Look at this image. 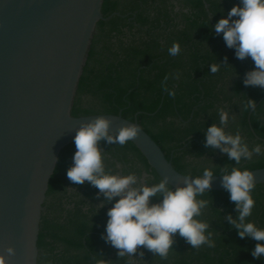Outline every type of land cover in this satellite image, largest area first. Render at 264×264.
Here are the masks:
<instances>
[{
    "label": "trees",
    "instance_id": "16d2710c",
    "mask_svg": "<svg viewBox=\"0 0 264 264\" xmlns=\"http://www.w3.org/2000/svg\"><path fill=\"white\" fill-rule=\"evenodd\" d=\"M238 3L104 0L105 20L97 24L72 116L121 114L137 120L174 168L188 177H202L205 169L220 176L234 167L264 168V88L245 86V74L254 62L238 59L223 34L214 31L218 20ZM174 43L180 51L171 56L168 50ZM213 64L218 65L216 73L210 71ZM250 99L256 108L249 120ZM221 110L228 113L223 125ZM213 124L228 135L239 133L249 150L259 145L260 154L254 152L250 160L242 158L237 164L219 148L206 146V132ZM99 146L107 174L135 173L134 187L162 180L130 141L124 146L101 141ZM75 152V143L62 151L49 182L38 264H264V257L251 255L257 242L241 238L230 223L229 217L237 220L239 213L227 190L197 196L207 203L194 219L208 225L205 235L211 234L213 247L193 248L177 233L166 258L143 247L134 255L118 256V249L104 239L107 211L114 202L90 182L78 184L67 177ZM251 195L255 205L245 223L264 229V184L255 185Z\"/></svg>",
    "mask_w": 264,
    "mask_h": 264
},
{
    "label": "water",
    "instance_id": "95a60500",
    "mask_svg": "<svg viewBox=\"0 0 264 264\" xmlns=\"http://www.w3.org/2000/svg\"><path fill=\"white\" fill-rule=\"evenodd\" d=\"M104 0H0V258L38 264V238L49 182L62 151L83 123L99 116L116 135L129 124L133 143L174 190L185 186L159 145L137 120L121 114L73 117L72 108ZM256 108V107H255ZM255 109L249 112V120ZM264 184V168L252 170ZM223 175L206 192L225 191ZM13 250L12 254L7 251Z\"/></svg>",
    "mask_w": 264,
    "mask_h": 264
},
{
    "label": "clouds",
    "instance_id": "9594fccd",
    "mask_svg": "<svg viewBox=\"0 0 264 264\" xmlns=\"http://www.w3.org/2000/svg\"><path fill=\"white\" fill-rule=\"evenodd\" d=\"M217 35L223 34L227 47L235 50L238 59L251 58L254 68L245 74V86L264 88V0H239L226 17L214 25ZM169 55L176 56L180 45L174 43L169 48ZM212 73L218 71V65L210 67ZM167 79V77H165ZM256 102L248 100L246 109H255ZM228 113L221 110L220 123L226 124ZM112 121L103 116L83 123L74 138L76 152L73 166L67 171L70 181L83 184L90 182L97 187L109 202H114L107 211L106 235L104 239L118 249V256L134 255L140 247L146 248L161 258H166L174 243L173 237L179 233L193 248L201 245H214L210 241V233L205 235L208 225L194 217L201 213L206 201L198 200L210 188L213 171L205 169L202 177L185 178V186L174 190L169 186L167 178L152 186L147 184L134 187L137 176L131 173L124 176L107 174L103 161L100 142L124 146L138 137L141 129L129 124L119 129L116 135L109 132ZM206 146L219 148L229 159L236 161L250 160L255 152L260 154L257 145L249 150L242 143L239 133L235 136L225 133L222 127L215 124L206 132ZM222 185L230 193L239 213L237 220L229 217L230 223L238 230L241 238L251 237L257 243L251 255L254 258L264 257V229L253 222L245 223V218L252 214L255 201L251 195L255 188L253 172L248 169L232 168L230 173L224 170ZM158 197L159 202H152ZM12 254L13 250H7ZM143 255V253H141ZM0 264L4 260L0 258Z\"/></svg>",
    "mask_w": 264,
    "mask_h": 264
}]
</instances>
